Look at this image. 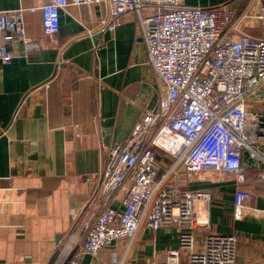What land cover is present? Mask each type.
Returning <instances> with one entry per match:
<instances>
[{
  "label": "built area",
  "instance_id": "2783aa9c",
  "mask_svg": "<svg viewBox=\"0 0 264 264\" xmlns=\"http://www.w3.org/2000/svg\"><path fill=\"white\" fill-rule=\"evenodd\" d=\"M40 6L0 10V62L39 47L26 33L24 12H41L45 34L59 30L68 4L109 3L102 29L111 30L126 14L135 16L138 37L160 84L155 105L144 109L128 137L103 147L93 185L68 235L47 264H77L81 249L94 256L114 240L130 245L140 226L178 231L179 246L161 263L132 262L128 251L111 264H234L237 237L210 231L201 247L194 234L201 219L196 200L207 190L189 188L203 171L246 181V169L259 166L264 195V0H248L240 11L230 3L189 5L185 0H45ZM69 59L60 55L58 64ZM251 128L253 137L244 133ZM170 156L161 170L157 151ZM251 192L234 191L238 219ZM264 213V207L262 209ZM14 264H37L19 259Z\"/></svg>",
  "mask_w": 264,
  "mask_h": 264
},
{
  "label": "crops",
  "instance_id": "0c3cea01",
  "mask_svg": "<svg viewBox=\"0 0 264 264\" xmlns=\"http://www.w3.org/2000/svg\"><path fill=\"white\" fill-rule=\"evenodd\" d=\"M45 0H0V10L40 6ZM230 3L240 11L248 0H185L189 5ZM109 3L68 4L60 10L59 30L45 34L41 12H24L26 33L39 47L0 62V264L27 259L47 264L68 235L93 185L103 147L124 141L144 109L155 105L160 84L138 37L135 16L126 14L114 29L103 30ZM99 33L98 38L95 35ZM60 55L69 59L58 64ZM161 170L170 156L157 151ZM259 166L246 169V181L203 171L189 188L207 190L196 200L201 222L198 250L210 231L237 237L234 264H264V195ZM252 196L240 218L234 191ZM129 245L114 240L98 256L77 252V264H111L128 251L132 262L161 263L179 246L178 231L139 227Z\"/></svg>",
  "mask_w": 264,
  "mask_h": 264
},
{
  "label": "rangeland",
  "instance_id": "374dc122",
  "mask_svg": "<svg viewBox=\"0 0 264 264\" xmlns=\"http://www.w3.org/2000/svg\"><path fill=\"white\" fill-rule=\"evenodd\" d=\"M260 100H263V102L260 104V107L264 108V86L260 89Z\"/></svg>",
  "mask_w": 264,
  "mask_h": 264
},
{
  "label": "water",
  "instance_id": "95a60500",
  "mask_svg": "<svg viewBox=\"0 0 264 264\" xmlns=\"http://www.w3.org/2000/svg\"><path fill=\"white\" fill-rule=\"evenodd\" d=\"M98 36H99V33H97L96 35H95V38H98ZM251 128H244V133H246V134H248L250 137H253V135H252V133H251Z\"/></svg>",
  "mask_w": 264,
  "mask_h": 264
}]
</instances>
